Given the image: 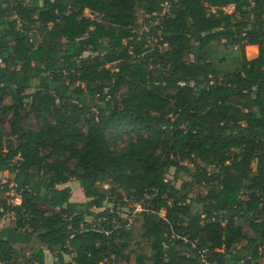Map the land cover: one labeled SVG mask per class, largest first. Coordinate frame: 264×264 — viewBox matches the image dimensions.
Instances as JSON below:
<instances>
[{"label":"trees","instance_id":"1","mask_svg":"<svg viewBox=\"0 0 264 264\" xmlns=\"http://www.w3.org/2000/svg\"><path fill=\"white\" fill-rule=\"evenodd\" d=\"M0 58L1 263L264 264V0H0Z\"/></svg>","mask_w":264,"mask_h":264},{"label":"rangeland","instance_id":"2","mask_svg":"<svg viewBox=\"0 0 264 264\" xmlns=\"http://www.w3.org/2000/svg\"><path fill=\"white\" fill-rule=\"evenodd\" d=\"M226 10L232 11L233 6H228L226 8ZM85 14L87 16L97 17L95 14L92 13V11L90 9H86ZM138 16H139L140 30L148 32L151 25H152V20H151L150 16L147 15L143 10L139 12ZM236 52L237 51H236L235 47L226 48L222 43H214L211 45V49L208 53H209V58L214 61V63L218 66V68H220L222 71H231V70H234L235 68L238 67L240 60H241L239 53H236ZM258 53H259L258 46H256L255 48H252L249 46L246 47V56H247V59L249 61H251L253 58H255L258 55ZM223 54L225 55V57H223ZM86 55H88V53H86ZM1 79H3V77L0 76V80ZM40 83L42 84L43 82L40 81ZM29 91H32V89H29ZM0 102L3 105L11 103L10 95L8 93H6ZM24 123L27 125V127L35 128V129H38L40 127V125L43 124L42 121H39L36 118V115L32 110H28L25 113ZM0 126L2 128H4L7 132H9L11 130V117H10V115H8V114H1L0 115ZM124 140H125V137H123L119 140L120 146L125 143ZM174 173H175V169L172 168L171 171L167 174V179L174 182L177 186H180L182 184V181L184 179H186V176L184 174H180L179 179H178L175 177ZM13 178H14V176L9 174L7 171L0 172V183L4 184V183L10 182L12 185L13 184ZM68 184H70V186L72 188L73 198L76 195V193H77V195L81 193L82 196L86 197L83 193V189L81 188L79 181L76 178H73L71 180V182H69ZM64 186L65 185H60L59 187H64ZM12 198L15 199L16 198L15 195H12ZM80 198H81V196L75 197L74 201H81ZM43 206L45 209H47V206L45 204H43ZM132 206H134V204L130 203V204H128L127 207H125V209H124L125 218H130L129 212H130V209ZM14 221H15V218H14L13 214H7L4 217L0 218V232L2 230H6L7 228H11L14 224ZM29 245H34V244L31 243V240L25 241L24 238H23V242L20 241V242H17V244H16V246H18L20 248H24L25 246L27 247ZM45 252H46L47 263L48 264H54L56 258L48 250H46ZM66 258L68 261H70V259H71L70 256H66ZM0 264H3V263L0 262ZM240 264H243V262Z\"/></svg>","mask_w":264,"mask_h":264},{"label":"crops","instance_id":"3","mask_svg":"<svg viewBox=\"0 0 264 264\" xmlns=\"http://www.w3.org/2000/svg\"><path fill=\"white\" fill-rule=\"evenodd\" d=\"M249 47H252V48H255L256 46L255 45H249ZM72 194H73V191H72ZM79 196H81V201H85L86 200V198L84 197V196H82V194L80 193V194H78L77 195V193H76V195L74 196V198H73V195H72V198H71V200L72 201H74V199H75V197H79ZM20 239V240H19ZM23 242V238L21 237V236H18V238H17V242ZM25 241H28L27 239H25Z\"/></svg>","mask_w":264,"mask_h":264},{"label":"built area","instance_id":"4","mask_svg":"<svg viewBox=\"0 0 264 264\" xmlns=\"http://www.w3.org/2000/svg\"><path fill=\"white\" fill-rule=\"evenodd\" d=\"M2 62V59L0 58V63ZM12 195H14V193H11V196ZM16 198L15 199H13L12 198V201L14 202V203H19L20 202V197L19 196H15ZM1 210H2V208H1Z\"/></svg>","mask_w":264,"mask_h":264}]
</instances>
